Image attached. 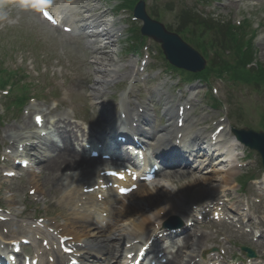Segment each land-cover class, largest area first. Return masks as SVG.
Returning <instances> with one entry per match:
<instances>
[{"label": "rangeland", "instance_id": "1", "mask_svg": "<svg viewBox=\"0 0 264 264\" xmlns=\"http://www.w3.org/2000/svg\"><path fill=\"white\" fill-rule=\"evenodd\" d=\"M49 3L52 6L57 5L61 13L66 17H69L72 12L78 10V12L72 16L76 25L81 24V21L86 20V17L96 18L100 15L102 16L100 18L101 20H113V26L115 23L114 29L118 28L120 43L115 41L112 47L108 45L109 47L107 49L102 48L95 52V46H92V50L87 49L86 39L79 33L69 36L64 34L59 28H53L46 23L39 15L38 6L32 0H0V58L5 63V66L11 69H25L28 71L30 80H39L41 86L39 88L40 93L37 95V100L35 99V101L29 102L20 112L14 109H7L4 100L0 98L1 137H8L9 134L4 133L9 127L20 125L22 119L26 116L32 120L33 114L37 113L41 114L46 120L47 118L50 119L48 113H51V115L59 113L73 126H79L85 131H88L90 126L97 127L98 124L106 126V119L103 117V109H108L109 114H111L113 118L118 119L119 111L123 107L122 104L125 103L127 93H123V91H128L129 83L131 82H133L131 88L132 94L137 99L132 97L129 101L132 104H135V101L138 100L139 103L146 106L153 105L155 109L154 129L158 130L161 127H166V125L160 121V118H162L160 115L164 111L163 107L167 100L171 101V99H173L178 102L177 99H179V95L174 90L170 89L171 87L168 83L167 76H157L153 71L148 70V68H146L144 73L138 72L140 56L131 53L130 49L127 48L126 45L130 44L129 40H127L126 43L123 41L127 33L126 27H132L130 23L131 19H128V14L112 12L111 10L114 2L108 0H92L91 2H87V0L73 1L74 10L61 5L58 0L54 2L49 1ZM169 3V0H148L147 4L148 6L153 5L168 10L166 4ZM224 5L226 7L222 8ZM209 8L199 7L198 9L205 13H209L211 9H215V23L220 26H223V24L226 25V22H232L233 24L243 23V20H247L248 22L246 24L252 28L256 25L260 26L256 33L254 51L257 53V60L264 64V0H217L211 4ZM152 9L159 13V9ZM178 9L179 8L176 7L173 11L168 10L169 12L162 15L163 18L160 22L166 27H172L171 25L174 24L173 28H176L177 21L175 13ZM137 26H139V24H137ZM129 36L128 34V37ZM149 46L151 48L150 50L154 51L155 48L152 47L153 45L149 44ZM125 50H127V52ZM114 56H116V58H114ZM226 56L227 57H224L225 60L231 63V57H233L232 51ZM111 57L115 60V65L118 67L115 70L116 78H118L119 84H123L125 87L117 94V86L108 84L104 88L101 98L99 99L96 94L93 93L94 83L98 76V66L95 63V59L101 58V60H106L111 59ZM219 59L221 60V57ZM155 64L159 66L157 69H165L164 63L157 61ZM112 69L113 68H111V70ZM143 77L147 78L143 81ZM152 80L155 82H152ZM194 85H196V88L192 97L195 96V101L192 102V107L188 111V113L193 116L191 119L193 121L192 125L194 126V130H197V128L204 130L210 126V122L225 120V111L214 112L207 107L208 102L204 99V93L208 91L209 87L206 85ZM210 85L212 87L211 92H213V89L217 90V94L213 92L215 98L222 102L225 101L226 94H230V104L235 107L237 112L235 116L238 115L241 117L239 121L232 118L231 115V119L235 121L236 128H250L256 132L263 131V93L259 94L245 87L229 88L221 82L211 81ZM176 88L178 89L179 87ZM45 90H47L48 95ZM183 93L185 94L184 90ZM43 95L45 97H43ZM30 96L36 97L35 92H31ZM98 99L104 104L96 106L95 104L98 102ZM31 108H33V110H31L28 115ZM131 110H134V106H131ZM235 118H237V116ZM198 120L205 122V125L197 126L196 122ZM81 121L86 125L81 123ZM222 124L225 126V131L223 132L224 136L221 140H224L226 145H230L232 137L228 132V123L225 120ZM204 131L210 133L209 130ZM8 145L9 142L6 141L2 147ZM234 154L239 156L240 152H234ZM252 157L256 162H252L251 165L244 164L243 167L237 168V174L234 175L236 177L235 181H239L240 175L245 176L246 173H255L253 170L260 169L259 166L261 165L258 162V157L255 155H252ZM1 161L2 158L0 157V163ZM240 163H243V160H240ZM39 172L40 170H37V173ZM21 175L23 176L22 180L15 179L8 183H4V180L0 177V187L4 185V188H6L2 190L3 202H1V204L12 205L11 210L7 209L6 212H3L5 215H10V218L13 217L10 223L12 224V229L17 227L23 235L32 237V246L26 248V252L32 254L34 251H37L40 246L38 238L47 234L49 235L46 228L39 230L33 229L36 226L34 219L47 217L49 218V225L54 224V222L62 225L65 216L68 218H75L78 216L75 214H81V210L83 209L74 206L73 203V207L72 205H68L64 199L65 194L57 193L52 190L51 188L53 187L50 184H47L44 190V192H47L45 198L39 192L34 195H29L28 190L31 189V186L28 184L29 181L31 182L32 176H25L24 171H21ZM209 176L210 175H203L201 177L197 176L195 173L192 178H206ZM192 178H180L174 183H171L175 190H177L176 186L179 187L180 193L172 191L176 192L173 199L179 202V205L181 202L183 205L185 204L186 206L192 207L200 202L211 200L210 198L212 196L227 194L231 198H235L234 204H237H230L229 208L233 209V211L237 210L239 213L245 212V205L246 202H248V205L252 207L249 211V213L252 214V223L256 226L258 225V219L253 216V212H258L262 217V225L264 226L263 171L259 172L260 180L254 184V186L249 185L250 189L248 187L249 191L247 189L245 195H239V187L235 182L229 189H220V191L212 193L207 198L203 197L201 200H198V196H201L200 189L196 192L197 189L186 188L187 186H184V184ZM35 180H38V178L35 177ZM212 182L214 186H218L216 180ZM70 187V192L72 194H79L78 190L73 189L74 185ZM184 190H188L189 193L185 195ZM250 194H252V196ZM133 196L123 203L132 205L135 202ZM238 202L239 204L242 203L240 209L238 207ZM242 208H244L245 211H242ZM84 214H87L86 210H84ZM223 229L226 230L225 227ZM263 230L264 228L258 227L254 230V233L256 234L257 231ZM205 232L209 233L208 231ZM240 232L242 231L237 232V227L233 232H229L232 235V242L229 244L231 255L234 257L239 256L240 258L243 257L237 248L238 245L251 247L258 256L264 254L263 246H259L257 243L256 247L255 241H251L250 237L248 239L240 237ZM15 234H17V231L13 233V235ZM7 238L10 237L7 235ZM252 240H254V237ZM103 241L105 243L100 249L102 251L103 260L107 256L106 254L109 250V246H115L119 241H122L123 245L126 243L123 239L117 240L113 238L109 241ZM6 243L7 242L3 243L2 246H5ZM207 249H209L208 245ZM41 261L42 264H46L48 261L47 257L42 256ZM55 263L56 261H54V264ZM113 263L114 261L108 260V264Z\"/></svg>", "mask_w": 264, "mask_h": 264}, {"label": "bare ground", "instance_id": "2", "mask_svg": "<svg viewBox=\"0 0 264 264\" xmlns=\"http://www.w3.org/2000/svg\"><path fill=\"white\" fill-rule=\"evenodd\" d=\"M86 26H89V28H91L88 32V37L91 44L99 42V47L102 48L106 45H110L113 42L114 37L112 36V21H101L93 19L92 21H88ZM95 50H97V48H95ZM95 61L96 65L98 66V76L96 77L94 83L93 93L96 94V96L99 98L108 81L113 80V72L110 69L111 60L96 59ZM144 113L142 116L139 115L140 119H138V121L141 125H145L144 123H148L147 119L149 118L147 117L146 110H144ZM168 117V122L175 121L176 123V117L174 115L172 116V114L170 113V109L168 110ZM57 118L58 119L53 126V132H50L45 136H41L40 133L36 134L32 132L35 129L36 125L33 120L30 121V119L27 117L22 119L20 125L12 126L7 129L6 133L9 134L8 138H2L0 136V146L6 141L11 142V148H9L8 150L9 153L12 154L8 155V158L12 157L13 155H20L19 157H22L23 159H21V161H23L26 160L25 158L27 157L31 165L40 170V175H37L38 180H35L34 176H32L31 187L34 190H38V192L41 193L44 198L47 193L44 192L47 184L52 185L53 188L51 189L56 191L57 193L65 194L68 192L72 184L78 183L82 187L86 184H82L86 176L91 174L95 175V173H97L94 172L93 168L95 166L98 167L97 165L102 164V162L86 157V151H84L83 149H80V151L77 150L76 146L79 143L78 137H81V139H83V142L86 143L91 144L92 141H89L87 139H94L97 140V143L102 142L103 145L105 144L104 142L107 141L106 139H108L109 142L113 143L112 146H114L113 148L116 151V144L114 143L115 138L121 135H130L128 133L130 131L126 130L125 128V132L118 134L115 123L112 124V129L102 125H97V127L94 126L91 128V131L89 133H86L85 135L83 130H80L77 126H72L71 124L66 122V119H63L62 115H57ZM104 118L107 119V123L111 122L108 114L107 116L105 115ZM131 119L127 121H131ZM46 125L47 123L45 122L43 124V128H45ZM119 125L121 126L120 123ZM132 130L134 129H131V131ZM181 132H183L182 129L176 128L174 130L172 128L169 130L166 129L163 135L140 133L146 134V137L148 138L152 137V141L157 144L160 141H163L165 137H173V135L177 136ZM79 133L81 134L80 136H78ZM186 136V134L182 135L180 144L183 145L185 143ZM220 138L221 134L218 139ZM199 142L206 143L208 147H210V149H214V146L216 145L212 144V135L205 136V134L203 133H195L189 141V147L185 148L184 146V155L188 154L196 159L200 158V155H202L201 149H194V146H196V144ZM233 142L235 143V146H239V144L236 143L235 140ZM175 145V143L172 144V146ZM19 146H21L22 150L17 149V147L19 148ZM106 146H108V144H106ZM122 148L123 146L119 148V151ZM154 152L159 155L165 154V158L175 156V159H177L178 157V155H176L177 153L172 154L173 150L172 152H169V149L164 152H159V147H154ZM0 153H2L1 147ZM48 153H50L52 156H46ZM179 154L181 155V153ZM179 163L180 162L178 161V164ZM166 164L169 165V163L167 162ZM179 172L180 171H178L177 173ZM212 172L215 174V176H209L206 178H192V182L188 183L186 188H195L197 189L196 192H198L199 189L201 190L205 188H210L212 190V181L217 180V178H219V184L225 187L229 186L234 180L232 171L224 172L222 173L223 175H217V171L215 170H212ZM79 178H81L82 180L78 181ZM94 178L95 176H92L90 181L94 180ZM98 179L99 177H96L97 186H99ZM87 184L91 185V183L88 182ZM168 184V179L162 178L154 181L150 185L144 184L136 192H133L132 195H134L133 199L135 202L132 205L123 203L118 209L115 208L112 211L111 219H114V221L112 222V226L107 225V227L110 228L104 233V235H106L105 237H102V234H98L96 233V231H94L97 228H95L94 219L92 216H89V218H87V216L75 218L64 217L63 222L65 224L62 226L56 224L53 228H55L56 232L61 235V238L69 239L67 244L73 245L77 249L76 253L80 256V264H101L100 249L104 244L103 240L109 241L113 238L117 240L128 239L129 241L133 242L139 239L138 232L142 231L145 235V233L148 232L149 229H151V231L146 234V241L150 236H153L155 234H163L161 224L166 218L175 214V211L172 208H175V206H177V201L173 199L175 192H171L170 190L168 191L166 189V186ZM86 189H89V187H86ZM94 193L95 192H93V195L90 196H94ZM187 193H189L188 190L184 192L185 195ZM207 195H209V192L204 190L203 192H201V196H198V200L206 197ZM91 197L90 199H88L90 200L89 203H84L82 200H87L86 198L69 196V198L67 199V203H73V205L75 206L78 201H80L83 202L81 204V206L83 207L85 205L92 206L94 205V201ZM107 199L108 198H103L102 201L106 203L108 202ZM109 207L110 206L107 205L108 210ZM183 219L185 221H191L186 217H183ZM9 222L10 221L4 224H0V228H4L5 225L12 228V224H10ZM92 227H94L95 229L92 230ZM15 229L16 227L13 229V233L16 231ZM17 234L20 235V231H17ZM1 239L5 240V237L1 236L0 240ZM209 240H211L210 235L202 234L200 238H190L188 242L191 243V246L194 250H197L194 253L200 254L206 249V242H208ZM122 245V241H119L115 246H109V258L110 260L114 261L115 264H125L124 258L122 257L132 252V250L126 249V246L122 248ZM136 248L138 249L137 246ZM179 251L180 250H178L177 252ZM186 258H188V261L183 260L181 257L180 259L176 257L175 259L170 260L167 264H190L193 261L192 256H188ZM59 259L60 264H65V258L60 256Z\"/></svg>", "mask_w": 264, "mask_h": 264}, {"label": "water", "instance_id": "3", "mask_svg": "<svg viewBox=\"0 0 264 264\" xmlns=\"http://www.w3.org/2000/svg\"><path fill=\"white\" fill-rule=\"evenodd\" d=\"M136 16L144 19L139 10L136 11ZM164 49L167 58L178 67H183L192 71H200L203 68V61L174 38H172L171 43L169 41H164Z\"/></svg>", "mask_w": 264, "mask_h": 264}, {"label": "trees", "instance_id": "4", "mask_svg": "<svg viewBox=\"0 0 264 264\" xmlns=\"http://www.w3.org/2000/svg\"><path fill=\"white\" fill-rule=\"evenodd\" d=\"M190 17H191L193 23H194V20H197L198 19V17L196 15H190ZM210 22H211V24L213 23L212 21H210ZM204 24H206V26L208 27L209 30H212L213 29V28H211V24H207L206 20H205V23ZM215 29H218L221 32L222 36H224L226 39L232 38L233 30H230L226 25L225 26H220V25H218L216 23ZM219 63L222 64L221 61H219Z\"/></svg>", "mask_w": 264, "mask_h": 264}, {"label": "snow or ice", "instance_id": "5", "mask_svg": "<svg viewBox=\"0 0 264 264\" xmlns=\"http://www.w3.org/2000/svg\"><path fill=\"white\" fill-rule=\"evenodd\" d=\"M39 3H44L45 0H38ZM43 15L49 20L51 21L53 24L56 23V20L53 19V17L51 15H49L47 12L43 13Z\"/></svg>", "mask_w": 264, "mask_h": 264}]
</instances>
